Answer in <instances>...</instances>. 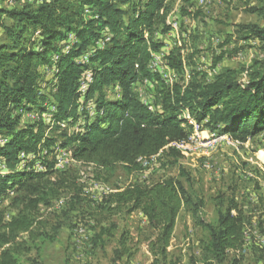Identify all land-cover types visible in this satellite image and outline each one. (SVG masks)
<instances>
[{"label":"trees","instance_id":"obj_1","mask_svg":"<svg viewBox=\"0 0 264 264\" xmlns=\"http://www.w3.org/2000/svg\"><path fill=\"white\" fill-rule=\"evenodd\" d=\"M167 1L28 0L0 9V140L4 141L0 143V201L16 195L9 204L13 216L7 220L5 210L0 209V264H20L19 258L31 253L33 243L48 238L39 207L50 203L55 185H64L72 174L54 171L55 149L67 150L77 162L138 171L140 158L160 153L180 156L165 148L189 137L191 127L179 119L182 110L196 123L206 121V128H219L221 134L241 143L264 133V62L254 61L245 70L244 83L238 79L244 70L223 69L211 82H190L185 88L165 86L150 71L153 54L162 48L154 33L160 27L161 34L170 31ZM242 29L243 39L264 42V28L247 25ZM68 35L75 41L66 44ZM105 38L108 42L98 46ZM84 56L87 61H79ZM220 60L214 59L213 65ZM167 64L176 71L182 68L174 52L167 56ZM43 67L54 69L53 91L48 94L39 89ZM85 72L90 73V81L80 93L79 80ZM145 80L157 83L159 101L154 111L134 92V85ZM112 87L120 89L117 100L107 99L106 90ZM47 105L54 108L52 118L54 128L61 131L59 136L46 137L48 127L41 122L20 127L22 113H44ZM88 107L95 115L91 122L83 117L86 114H78L80 108L88 113ZM79 116L84 119L70 132ZM56 124L67 127L60 129ZM20 153L31 158L20 159ZM52 175L55 181L49 179ZM107 202V210L128 215L138 211L145 217L155 233L148 242L151 264H166L176 220L188 202L183 188L173 179L149 186L128 185ZM244 226L243 212L236 204L205 225L208 239L202 250L206 261L222 264L227 251H240ZM126 253L122 241L116 260Z\"/></svg>","mask_w":264,"mask_h":264},{"label":"rangeland","instance_id":"obj_2","mask_svg":"<svg viewBox=\"0 0 264 264\" xmlns=\"http://www.w3.org/2000/svg\"><path fill=\"white\" fill-rule=\"evenodd\" d=\"M27 1L0 0V9H11ZM167 7L166 25L170 26V31L161 34L160 27L154 33V40L161 43L162 48L153 54L149 64L150 71L156 73L165 86L185 88L190 82H211L223 69L244 70L238 76L239 82L244 83L245 70L254 61L264 62V42L243 39L242 29L247 25L264 28V0H168ZM3 19L7 24L8 21ZM2 39L0 28V41ZM108 40H100L97 45L103 47ZM74 41L75 37L68 35L66 44ZM171 52L179 55L180 70L168 67L167 56ZM156 58L158 71L152 67ZM217 58L221 60L214 66L213 61ZM79 61L86 62L87 57ZM39 71L43 76L39 89L48 94L53 91L54 69L43 67ZM86 79L90 81L89 72H85L79 81L80 93L87 89ZM156 88V82L147 80L134 85L137 97L150 111L156 109L159 101ZM106 91L107 99L120 98L118 87ZM86 111L88 113H82L80 108L78 114H86L83 117L93 121V111L90 107ZM179 113V119L187 121L191 127L189 137L195 134L202 138L227 139L188 158L160 153L146 166L139 164L141 170L138 171H128L121 165L109 168L95 164L75 166L68 157H64V166L58 167L56 160L61 149H55L54 171L72 174L64 185H55L57 191L50 203L39 207V218L48 238L33 243L31 253L19 258L20 264H151L153 258L148 252V242L155 233L145 217L138 211L128 215L124 211L107 210L110 207L107 201L113 193L128 185L149 186L164 179L176 181L188 201L176 220L166 264H209L202 250L208 239L204 226L214 223L218 214L224 213L231 204H236L245 218L243 247L237 252L227 251L222 264H264V133L241 143L221 134L219 128H206V121L198 124L190 117L191 123H188L187 110ZM53 115L51 105L46 106L44 113L24 112L20 127L41 122L48 127L44 132L46 137L59 136L61 131L54 128ZM79 117L77 125L69 128L70 132L75 131L84 119ZM56 125L60 129L67 127L66 124ZM0 143L4 141L0 140ZM35 168L42 170L40 165ZM49 179L55 181L57 178L52 175ZM103 187L109 189L108 194H104ZM15 196L0 201V209L5 210L7 220L15 214L9 208ZM61 200L62 208L58 205ZM80 224L86 229L85 239L74 235ZM122 241L127 253L116 260L115 252Z\"/></svg>","mask_w":264,"mask_h":264},{"label":"built area","instance_id":"obj_3","mask_svg":"<svg viewBox=\"0 0 264 264\" xmlns=\"http://www.w3.org/2000/svg\"><path fill=\"white\" fill-rule=\"evenodd\" d=\"M158 62H159L158 58H156L155 65H152L153 69L157 70V71L159 70V67H158L159 63ZM87 82H88V79H86V83ZM84 84L85 83H83V85ZM83 85H81V92H82V86ZM187 120H188V123H191L189 114L187 115ZM226 139H227V137H222V138L216 137L214 139H211V137L210 138H202V136L194 134V135H191L190 137H188V139H186L184 141L171 143L165 149L170 147V148L176 150L180 154V156L188 158V157H192L193 155H195L197 153V151H204V150L210 149V148L214 147V145L217 141L226 140ZM59 153H60V156L56 160V162H57L56 166H58V167L64 166V163L66 161V159L64 157H68L69 160L72 161V163L75 166H81V165L85 164V163L77 162V161L73 160L71 157H69V155L66 153L65 150H59ZM19 157L21 159H24V158L30 159L31 158L30 155L25 156L23 153H20ZM154 157L155 156L150 157L148 159H141L140 158L137 160V162L142 166H146L148 164V161L153 159ZM21 166L23 168V164ZM0 171H3L2 165H0ZM80 175H81V177H83L82 173H80ZM103 192H104V194H108L109 189L103 187ZM58 205L61 208L64 207L63 201L62 200L58 201ZM74 235H78L79 237H81L83 239L86 238V229L83 227V225L80 224L76 227V229L74 231Z\"/></svg>","mask_w":264,"mask_h":264},{"label":"bare ground","instance_id":"obj_4","mask_svg":"<svg viewBox=\"0 0 264 264\" xmlns=\"http://www.w3.org/2000/svg\"><path fill=\"white\" fill-rule=\"evenodd\" d=\"M165 58V57H164ZM157 71V70H156Z\"/></svg>","mask_w":264,"mask_h":264}]
</instances>
